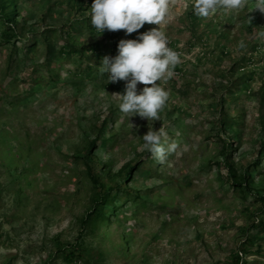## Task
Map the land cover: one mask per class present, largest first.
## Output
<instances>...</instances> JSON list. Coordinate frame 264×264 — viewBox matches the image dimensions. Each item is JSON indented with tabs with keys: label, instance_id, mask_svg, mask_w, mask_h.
I'll list each match as a JSON object with an SVG mask.
<instances>
[{
	"label": "rangeland",
	"instance_id": "374dc122",
	"mask_svg": "<svg viewBox=\"0 0 264 264\" xmlns=\"http://www.w3.org/2000/svg\"><path fill=\"white\" fill-rule=\"evenodd\" d=\"M92 2L0 0V264H264V12L168 0L101 34ZM154 27L181 62L148 121L100 67Z\"/></svg>",
	"mask_w": 264,
	"mask_h": 264
},
{
	"label": "clouds",
	"instance_id": "9594fccd",
	"mask_svg": "<svg viewBox=\"0 0 264 264\" xmlns=\"http://www.w3.org/2000/svg\"><path fill=\"white\" fill-rule=\"evenodd\" d=\"M220 5L228 9L244 6V0H198V15L209 16ZM168 8V0H93L90 9L91 24L101 34L108 31L125 30L131 34L145 23L161 25ZM254 9L264 12V0H255ZM180 55L168 47V37L160 27L151 28L138 34L135 39H121L115 56H105L100 72L108 73L109 82L124 80L125 89L119 98L123 113L139 115L148 121L160 120L159 112L167 102L170 93L158 81L171 79ZM145 85L138 90L139 84ZM166 131L149 124V131L143 135L145 147L163 162L168 153L177 145L166 148L162 138Z\"/></svg>",
	"mask_w": 264,
	"mask_h": 264
},
{
	"label": "trees",
	"instance_id": "16d2710c",
	"mask_svg": "<svg viewBox=\"0 0 264 264\" xmlns=\"http://www.w3.org/2000/svg\"><path fill=\"white\" fill-rule=\"evenodd\" d=\"M5 23H6L8 26H10V20H9L8 18L5 19ZM9 28H10V27H9ZM95 46H96V45H95ZM76 257H77V256H76L75 252L72 251V252H70V254L68 255L67 260L70 261V262H72Z\"/></svg>",
	"mask_w": 264,
	"mask_h": 264
},
{
	"label": "bare ground",
	"instance_id": "6f19581e",
	"mask_svg": "<svg viewBox=\"0 0 264 264\" xmlns=\"http://www.w3.org/2000/svg\"><path fill=\"white\" fill-rule=\"evenodd\" d=\"M172 189V188H171ZM170 191H172V190H170ZM173 196V195H172ZM173 199V198H172Z\"/></svg>",
	"mask_w": 264,
	"mask_h": 264
},
{
	"label": "built area",
	"instance_id": "2783aa9c",
	"mask_svg": "<svg viewBox=\"0 0 264 264\" xmlns=\"http://www.w3.org/2000/svg\"><path fill=\"white\" fill-rule=\"evenodd\" d=\"M179 54V53H178Z\"/></svg>",
	"mask_w": 264,
	"mask_h": 264
}]
</instances>
